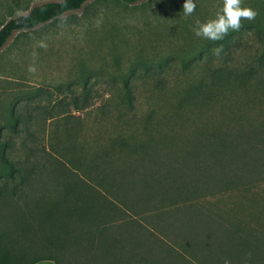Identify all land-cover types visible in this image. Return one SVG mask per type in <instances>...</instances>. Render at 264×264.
Segmentation results:
<instances>
[{"label": "rangeland", "instance_id": "1", "mask_svg": "<svg viewBox=\"0 0 264 264\" xmlns=\"http://www.w3.org/2000/svg\"><path fill=\"white\" fill-rule=\"evenodd\" d=\"M54 1L60 0H0V29ZM184 2L92 0L7 41L0 50V232L12 230L9 211L34 210L36 217L46 202L80 205L95 195L92 187L107 197L109 185L121 189L133 181L134 192L123 193L128 208L114 206L115 218L141 225L164 264H264V0H243L256 19L243 20L240 31L220 41L197 38L194 28L214 18L222 0H194L196 10L187 17ZM226 71L233 79L249 72L254 80L211 79ZM199 84L205 99L186 98L185 90ZM174 85L179 91L148 93ZM128 98L132 106H121ZM216 134L237 146V156L219 142L200 144ZM241 147L257 161L256 171H248L246 158L244 167L236 161ZM29 149L56 173H75L76 192L55 189L49 175L28 179L22 198L15 196L18 206L15 199L10 204L5 188L21 189V178L11 179L3 160L21 165ZM134 161L132 175L122 174ZM109 167L115 175L102 176ZM231 168L240 180L189 185L228 176ZM61 179L62 186H74L71 177ZM91 211L98 219L99 207ZM19 244L2 242L13 249ZM27 254L33 264H55L35 249Z\"/></svg>", "mask_w": 264, "mask_h": 264}, {"label": "trees", "instance_id": "2", "mask_svg": "<svg viewBox=\"0 0 264 264\" xmlns=\"http://www.w3.org/2000/svg\"><path fill=\"white\" fill-rule=\"evenodd\" d=\"M92 0H60L54 2H47L31 8L27 14L19 15L15 18L10 19L1 29H0V50L4 47L7 41L12 37L13 34L17 32H27L36 29L42 25H45L64 14L78 11L84 4ZM126 5H133L143 0H114ZM264 58V55L262 56ZM221 72L219 75L214 74L211 79L220 80L224 79L222 82L232 83L235 80L238 83H243L244 81L254 80L253 75L249 72L244 75L230 76V72L226 71V75ZM186 78H192L191 76L184 73ZM228 75V76H227ZM264 83V77L261 80ZM175 87H160L154 86L149 88L148 93L153 95L152 97L162 96L166 90L179 91L178 85ZM132 89L125 87L124 94L130 95ZM186 98L196 102L204 100V90L202 84H199L193 89L185 90ZM132 100L128 98L124 104L121 106L125 108H130L132 106ZM90 106V105H89ZM230 129H221L223 136H231L232 132ZM222 135H214L213 137H201L202 141L200 144L206 146L208 142H219L222 144L221 148H232V152L237 156V146L234 143L228 142L224 145V141L217 139ZM225 138V137H224ZM239 140L237 137L234 141ZM115 140L113 142H116ZM224 142V143H222ZM114 144V143H113ZM232 144V145H231ZM214 146V145H213ZM204 148V147H202ZM241 156L236 157L237 162H243L247 159L248 171H256L258 168L257 161L251 156L248 150L241 147ZM147 154V153H146ZM145 154V155H146ZM250 154V155H249ZM38 151L34 149L25 150V156L21 158V165L18 163L4 158V166L6 170L10 172L9 177L21 178V189L16 185L12 190L8 191L5 188V194L9 195L7 199L10 204H13L15 196L21 192V198L23 196V189L28 188L29 184L26 183L28 179L35 181L36 179L42 177L53 178V184H57L55 189L62 188L65 193L68 191L76 192L77 182L73 180L76 177L73 172H69L67 169L64 173H56L52 168L46 167L45 164L40 163L38 158ZM40 159V158H39ZM246 161V160H245ZM128 164V163H127ZM135 166V161L127 166V172L122 171V174H131V169ZM246 169V168H245ZM56 170L59 169L56 167ZM116 171L112 167L101 170L102 176H108L114 174ZM239 174L237 169L230 170L228 176L217 175L214 179L200 180L199 182L189 183V185L200 184L202 182H217L225 183L228 182L232 177H241L235 175ZM115 175V174H114ZM132 175V174H131ZM69 176L72 178L74 186L64 184L62 186L61 177ZM152 184L155 183L156 179H151ZM234 183V182H233ZM79 184V183H78ZM176 185L177 183H171ZM231 185V184H230ZM100 185L96 183V187ZM179 186V185H176ZM187 186V185H184ZM184 186H179L183 187ZM150 187V186H149ZM148 187V188H149ZM133 181H130L128 185L124 188H117L115 185H109L105 192L107 197L102 194L99 190L92 187L91 192L95 193L82 199L80 205L76 201L66 200L63 202H46L41 209L39 215L35 217L34 210L32 211H9L8 219L12 225V230L8 232H0V264H7L9 261L13 260L16 263L21 264H33L30 261L27 254V249L32 248L45 254L50 260L55 264H164V259L162 258L161 251L154 252V248L151 246L145 231L141 225L128 224L127 221L134 219L128 218H118L116 219V214H120V211H116L114 206L128 208L126 205V199L123 193L131 190L134 192ZM184 194V195H183ZM195 195V193H193ZM188 192H183L181 196L183 198H188ZM110 200H109V198ZM17 199H15L14 204H16ZM17 205V204H16ZM18 206V205H17ZM99 207L101 213L98 219L93 218L92 208ZM40 210V209H39ZM39 212V211H38ZM124 213V211H122ZM21 216V219L20 217ZM98 221V225L88 226L91 221ZM21 225V229H19ZM14 239L20 240V244L17 249L6 247L2 245L3 240ZM26 261L25 263H22Z\"/></svg>", "mask_w": 264, "mask_h": 264}, {"label": "clouds", "instance_id": "3", "mask_svg": "<svg viewBox=\"0 0 264 264\" xmlns=\"http://www.w3.org/2000/svg\"><path fill=\"white\" fill-rule=\"evenodd\" d=\"M243 0H222L215 14V17L207 22H197L194 28V35L197 38H203L210 41H220L226 37L230 31L238 32L242 27V21H254L258 12L251 7H243ZM196 10L194 0H185L183 3V15L191 16ZM222 48L214 50L215 55L219 56ZM34 71V69H30ZM251 259V253L248 254ZM225 264H230V261L225 260Z\"/></svg>", "mask_w": 264, "mask_h": 264}]
</instances>
